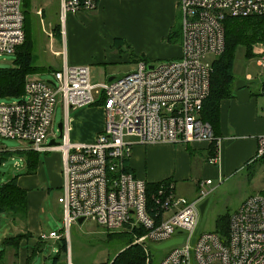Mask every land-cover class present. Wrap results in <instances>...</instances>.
<instances>
[{
	"label": "built area",
	"instance_id": "1",
	"mask_svg": "<svg viewBox=\"0 0 264 264\" xmlns=\"http://www.w3.org/2000/svg\"><path fill=\"white\" fill-rule=\"evenodd\" d=\"M22 1L0 0V54L13 55L22 43ZM59 2L62 21L68 13L93 11L97 4L96 0ZM176 10L180 13L179 58L152 64L139 61L126 75L95 83L87 65L65 62L51 72L53 86L28 77L20 100L0 103V138L18 141L24 144L22 150L41 155L60 153L61 186L56 199L63 213L62 230L40 234L41 240H67L70 225L81 219L107 232L141 228L143 234H132L133 243L144 251V264H151L153 258V264H264V191L246 197L230 213L226 236H221L197 229L198 206L210 193L205 187L212 184L211 179H200L197 196L190 200L176 193L173 181L164 182L149 205L146 182L125 168L136 144L185 146L215 140L217 146L219 138L209 122L200 118L211 71L210 63L201 59L222 53L226 17L258 16L264 35V0H178ZM251 50L258 56L255 63L264 68V50ZM57 99L65 115L58 139L51 129ZM100 99L102 130L92 142H71L68 112ZM48 137L58 144L49 143ZM255 141L251 160L262 162L264 168V126ZM6 149L0 144V153ZM206 162L217 163V153ZM175 239L181 241L161 250L152 247Z\"/></svg>",
	"mask_w": 264,
	"mask_h": 264
},
{
	"label": "crops",
	"instance_id": "2",
	"mask_svg": "<svg viewBox=\"0 0 264 264\" xmlns=\"http://www.w3.org/2000/svg\"><path fill=\"white\" fill-rule=\"evenodd\" d=\"M59 1H22L24 5L22 10L27 12L31 20L29 23L32 33L31 39L34 51L38 54V61L35 65L39 68L46 67L48 70L55 71L64 62L68 66L87 65L91 71L90 78L94 83L98 80L112 79L119 75H112L115 71L112 68L109 69L108 64L119 61L120 56L117 53L121 52L120 48L117 52L114 51L112 41L121 37L126 42L133 44L136 41L142 43V46L137 48L134 45V52L136 55L147 58L149 61L147 63L150 64L153 60L166 61L167 59L179 58L181 54L178 43L171 44L166 40V35L173 27L177 17L176 3L178 0H161L156 3L155 11L160 8V11H157L159 22H155L153 18L152 22L155 24L151 27L139 28L137 32L132 29V32L128 34L117 30L102 29V25L98 23L97 15L87 16L83 12L68 13L64 19L67 20L68 35L64 28L59 27ZM96 1L94 10L97 6L99 7L110 0ZM50 11L53 13L50 14ZM76 16L79 17L80 21H75ZM154 17L156 18L155 15ZM141 32L144 33L139 37L138 34ZM133 60L134 57H132ZM50 70L42 73L52 75ZM254 98L251 96L246 102L238 103L236 98L232 96L219 102V123L216 128V136L219 138L216 146L217 163L210 165L206 162L210 156L207 150L209 143L198 141L188 143L185 146L179 143L133 145L127 167L133 171L132 173L136 177L148 183H158L166 179L173 181L176 191L175 187L178 182L190 180L193 175V166L195 167L194 161L199 160L198 157L201 156L202 166L199 174L202 177L200 179L209 178L212 181V178H216L218 183L220 180H228L232 174L242 169V166L247 165L246 162L254 157L257 149L255 140L263 131L264 121L261 112L264 103L262 101L260 110H258ZM70 113L72 115H69V140L71 142H92L94 136L103 128L104 113L101 104L95 103L74 108L71 109ZM60 161V153L55 151L45 153L42 157L39 156L32 175L23 170V173L19 174L16 179V185L26 190V219L17 222V226L9 221V217L7 220L12 224L15 233L29 231L31 237L21 240L16 257L7 250L0 264H31L33 261V259L27 261L29 248L35 246L36 238L40 234L46 235L39 220L42 210L41 204L47 203L50 188L57 187L60 189L61 186ZM208 169L210 172H207ZM198 181L200 180L196 179L193 184L194 198L198 193L196 187ZM4 216L6 217V215Z\"/></svg>",
	"mask_w": 264,
	"mask_h": 264
},
{
	"label": "rangeland",
	"instance_id": "3",
	"mask_svg": "<svg viewBox=\"0 0 264 264\" xmlns=\"http://www.w3.org/2000/svg\"><path fill=\"white\" fill-rule=\"evenodd\" d=\"M161 0H110L109 2H104L101 6H97L95 10L83 11L87 16L97 15L98 23L102 25V29L117 30L121 33L128 34L132 32H137L139 28H146L145 26L151 27L155 22H159L157 19V11H155L156 3ZM177 11V10H176ZM50 14L53 11L49 12ZM156 16V18L154 17ZM180 13H177L174 24L179 23ZM153 18L155 22H152ZM75 21H80L79 17H75ZM65 22V25H64ZM67 20L62 21L60 18L59 27L64 28L66 34L68 35V30L66 26ZM144 32L138 34L139 37L143 35ZM119 39V38H115ZM113 42V49L117 52L116 48H120L119 51L120 59L119 61L111 62L108 64L109 69L115 71L112 75H126V73L134 70V62L132 57H135L134 45L137 47L142 46L139 41L135 44L131 42H126L122 37L117 41L118 44ZM94 43V41H93ZM261 43H254L252 47H264L260 45ZM140 55H136L139 57ZM217 56L209 54L205 55L201 61L206 62L209 65L211 61ZM257 55H252L248 57L247 51L243 46H237L235 49L234 56L232 57L233 71L232 74L236 80L244 79L246 75L249 85L248 88L250 92L254 93V99L256 102L257 109L260 110V105H262L263 96L260 94V84L264 80V68L255 63ZM15 56L10 54H0V68L12 67L14 65ZM61 59V58H58ZM35 64L38 61V54L34 51ZM158 61L153 60L151 63ZM149 62V61H148ZM53 75V74H52ZM50 73L41 74H30L28 77H34L42 80H52L53 76ZM27 77V78H28ZM99 81V80H98ZM21 97L15 98H1L0 103H9L20 100ZM96 99V97H95ZM57 105L54 107L53 115L54 118L51 122L52 128L55 136H57L58 131L56 125L62 119H64V114L60 107V101L57 99ZM97 101V99H96ZM98 104V103H97ZM69 115H72L70 111ZM48 137L47 140H49ZM57 143V142H56ZM0 144L7 147V150L17 151L18 149L24 148V144L13 141V139L0 138ZM39 156L42 157L41 154ZM199 160L194 161L193 175L190 180L186 182H178L176 185V193L184 196L186 199L194 198L193 184L196 179L200 180L202 177L199 174L202 166V157H198ZM205 160V158H204ZM205 162V161H204ZM252 162V160L250 161ZM24 160L18 154H11L5 158L3 164L0 165V181L4 179L5 176L15 175L23 173L24 170ZM196 169V170H195ZM210 169L207 170V172ZM211 175V174H210ZM211 178V177H210ZM213 184H210L205 189H210V193L205 199L206 208L202 215L198 216V231H212L216 225L217 217L227 214L228 216L232 211H235L240 203L248 196H257L264 191V168L262 162L255 160V162L244 164L242 169L237 170L234 174L228 178V180H223L220 183L216 178H212ZM50 188V187H49ZM59 190L57 187L50 188L48 190L47 203L41 204L40 213V226L47 234L48 231L55 230L60 232L62 230L61 218L63 213L58 204L57 197L59 196ZM10 221V219H9ZM0 213V242L2 239L6 238L8 235H13L15 233L12 224ZM14 225V224H13ZM16 225V224H15ZM17 226V225H16ZM68 233V238L66 240V252L60 253V258L55 262V264H99L106 263L107 260L113 258L114 254L117 253L120 247L125 243H128V239L125 237L111 236L107 237L100 225H97L93 221L84 220L81 224L70 225ZM133 238V234H132ZM134 240V238H133ZM55 241L49 240L45 241L43 246H41L39 252L35 254L31 264H50V260L55 257Z\"/></svg>",
	"mask_w": 264,
	"mask_h": 264
},
{
	"label": "trees",
	"instance_id": "4",
	"mask_svg": "<svg viewBox=\"0 0 264 264\" xmlns=\"http://www.w3.org/2000/svg\"><path fill=\"white\" fill-rule=\"evenodd\" d=\"M24 6V5H23ZM23 9V8H22ZM21 9V10H22ZM22 18L24 21L22 23V29L24 32V37L22 43L14 51L15 61L14 65L6 68H0V99L1 98H15L23 93V83L24 79L30 74H41L43 71H49L48 68L35 65L34 60V46L32 43V33L30 32L29 23L31 22L27 12L22 10ZM222 24L223 29V50L216 58H214L211 63V71L209 74L210 86L208 96L202 101L201 104V114L200 118L203 121L209 122L212 127L211 130L213 135H217L216 128L218 127V116L220 114L219 102L227 98L232 97V88L235 85L236 79L234 78L232 71V57L234 56L235 49L237 46L245 47L248 57L255 55L252 50V44L261 43L264 47V35L262 33L263 22L258 16L249 17H226ZM53 31V29H52ZM58 31V26H57ZM180 25L174 24L173 27L168 31L166 35V40L171 44L180 43ZM59 32V31H58ZM119 39H114V43L118 44ZM117 50L119 49L116 48ZM135 63L142 61L144 63L148 62V59L140 55L139 57H134ZM54 72V70H50ZM260 94L263 96L264 103V80L260 84ZM255 94L251 93L253 97ZM102 104L100 99L98 104ZM209 157H213L217 153L215 140H213L207 147ZM18 154L24 160V172L32 175L34 173L36 163L39 160V153L34 151L20 150L11 151L3 150L0 153V165L3 164L5 158L11 154ZM250 163V162H246ZM248 165V164H247ZM125 168L128 172H133L130 168ZM133 176H135L132 173ZM17 176L11 175V177H4L0 181V213L6 215L10 218L12 224H17V222L24 221L26 219V190L16 185ZM136 177V176H135ZM172 182L168 179L159 181L158 183H148L145 186V195L147 197V203L150 205L152 197L156 195L159 185L164 182ZM228 215L225 213L216 219V225L214 226L213 233H218L221 236H226L227 226L229 223ZM132 233L135 235L143 234L141 228L132 229L130 232L127 229L114 232H106L107 237H125L128 239V243H125L119 248L117 253L114 254L113 258L106 261L103 264H144V251L139 244L133 243ZM31 237L29 231L15 233L11 236L1 240L0 248V261H2L7 250L11 251V254L16 257L18 248L20 247L22 239H28ZM44 240L36 238V243L34 247L29 248L28 262L34 259L35 254L39 252L41 246L44 244ZM55 244V257L50 260V264H55L60 258V253L66 252L67 242L63 238L56 240ZM153 251V250H152ZM155 262V258L151 260V264ZM102 264V263H99Z\"/></svg>",
	"mask_w": 264,
	"mask_h": 264
},
{
	"label": "water",
	"instance_id": "5",
	"mask_svg": "<svg viewBox=\"0 0 264 264\" xmlns=\"http://www.w3.org/2000/svg\"><path fill=\"white\" fill-rule=\"evenodd\" d=\"M150 67V65H148ZM108 81L112 80V79H107ZM46 82L50 85L53 86V81L52 80H46ZM248 85H249V82L247 79H238L236 80L235 82V85H233V88H232V96H234L236 98V101L238 103H244L246 102L250 97H251V92L249 91V88H248ZM56 129L58 131V134L56 136V138L58 139L62 133V128H61V121L58 122V124L56 125ZM49 143H56L54 140L50 139L49 140ZM58 144V143H56ZM11 177V175H8L6 177L9 178ZM206 202H207V199H203L200 203V205L198 206L199 207V215L201 216L202 215V212H204L205 208H206ZM77 223L80 224L81 223V219H78L77 220ZM181 241V239H175L173 241H166L164 243H161V245H153L152 247L153 248H156L157 250H161L169 245H173L177 242Z\"/></svg>",
	"mask_w": 264,
	"mask_h": 264
}]
</instances>
